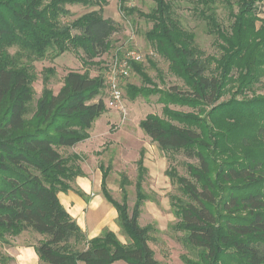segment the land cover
Returning a JSON list of instances; mask_svg holds the SVG:
<instances>
[{
    "label": "trees",
    "instance_id": "trees-1",
    "mask_svg": "<svg viewBox=\"0 0 264 264\" xmlns=\"http://www.w3.org/2000/svg\"><path fill=\"white\" fill-rule=\"evenodd\" d=\"M93 1L0 0V242L11 243L7 237L23 232L42 236L34 246L40 264H157L148 246L149 230L138 223L147 199L141 178L136 183L131 213L126 193L118 203L106 190L104 175L101 181L102 196L114 208L115 222L126 244L109 230L88 239L58 199L59 193L71 189L72 179L81 175L58 149L72 148L88 139L92 123L105 110L103 79L68 72L56 94L43 89L31 118H27L33 99L32 62L44 59L49 52L55 57L80 50L86 61L107 53L111 36L118 32L113 20L92 11L69 24L59 21L69 12L65 5L84 6ZM151 1L154 6L149 13L138 12L152 23L144 37L190 87L187 93L172 88L170 96L198 108L196 113L165 109L167 118L177 124L155 115H147L139 124L159 150L181 151L187 159L196 160V165L186 164L189 178L167 172L186 197L174 205L178 218L175 229L196 251V259L186 263L264 264V97L221 104L210 112L230 123L231 135L240 136L239 158L218 160L216 150L224 136H214L205 118L197 117L201 106L218 101L232 67H241L243 83L255 80L258 67L264 64V21L255 26L259 21L257 4L264 0L193 1L207 33L222 40V56L214 75L207 74L195 36L176 18L172 0ZM218 5L226 6L233 17L227 34L217 22ZM248 37L250 41L245 42ZM12 48L17 49L13 55L8 52ZM137 63L131 61L130 66L140 74ZM243 122L250 124L256 138H262L259 145H253L254 137L240 132ZM138 165L139 171L145 172L141 161ZM78 193L87 200L83 192ZM10 262L9 256L0 257V264Z\"/></svg>",
    "mask_w": 264,
    "mask_h": 264
},
{
    "label": "rangeland",
    "instance_id": "rangeland-1",
    "mask_svg": "<svg viewBox=\"0 0 264 264\" xmlns=\"http://www.w3.org/2000/svg\"><path fill=\"white\" fill-rule=\"evenodd\" d=\"M193 1L172 0V8L182 27L194 34V42L200 58L205 62L207 74L214 75L218 66L216 62L222 56L220 50L222 40L217 35L207 33L204 21L194 10ZM153 6L151 0H127L124 4H121L120 0H94L91 5H65L64 9L69 12L59 18L61 24H69L88 12L98 11L103 18L115 22L118 32L111 36L107 53L92 61L83 59L80 50H68L55 57L49 52L44 59L32 62L33 99L29 104L27 118H31L43 89L47 88L56 94L68 72L75 71L87 73L90 77H101L104 81L101 94L105 102L103 114L92 123L87 140L72 148L58 149L67 164L79 170L80 177H85L91 186L89 193L84 194L87 200H83L85 207L79 217L81 226L84 222L82 216L85 217L86 229L82 227L80 229L87 238L98 236L103 230H109L122 244H126L127 239L122 236L115 222L117 214L102 196L101 181L104 175L106 190L118 203H122L123 192L126 193V204L131 213L135 203L136 183L141 178L142 192L146 194L147 199L141 206L138 223L140 227H147L149 230L148 246L154 253V259L157 264H187L188 260L196 259V251L184 243V234L176 231L178 218L174 214V205L186 201V197L178 185L171 182L167 172L174 171L179 176L189 178L186 164L196 165V160L187 159L181 151L172 153L159 150L157 144L144 135L139 124L147 115H155L177 124L167 118L164 114L165 109L196 113L198 108L182 104L170 96L172 88L187 93L190 92V87L169 69V62L161 57L144 37L152 28V23L139 16L138 12L147 14ZM236 11L237 7L234 6L233 13ZM256 16L259 21L255 22V26L258 28L260 21H264V2L257 4ZM216 17L221 29L226 34L229 33L233 17L226 6H217ZM250 39L251 37H248L243 40L249 42ZM16 51V48H12L8 52L13 55ZM262 53L264 54V50ZM132 54L140 57L137 63L142 72L140 74L130 66ZM125 61L129 66L128 75L117 76L122 92V107L108 108L107 81L114 67ZM242 74L241 67H232L218 101L211 106H201L202 112L197 115L205 118L206 123L212 127L214 136H224L223 140H220L221 146L216 150L218 160L228 156L239 158L242 144L240 136L235 137L228 132L230 123L227 120L218 115H211L212 108L221 104L243 103L256 97H264V64L258 67L256 78L249 85L243 83ZM240 126L242 127L240 132L245 136L254 137V141L251 140L253 145H259L262 138L255 137V131L250 124L243 122ZM140 161L145 169L143 173L139 171ZM69 185L71 189L63 194L72 192L79 196L78 192H83L77 186L76 179L73 178ZM61 201L64 202L62 195ZM91 206L94 207L93 213L90 210ZM91 223L94 226L93 230H88L87 224L89 226ZM13 238L6 239L11 242ZM41 238L31 233L19 237L17 242L20 245L26 241L37 244L39 242L37 240L41 241ZM11 247V243L0 242V257L9 256L12 259L9 264H15V259L11 257L13 254Z\"/></svg>",
    "mask_w": 264,
    "mask_h": 264
},
{
    "label": "crops",
    "instance_id": "crops-1",
    "mask_svg": "<svg viewBox=\"0 0 264 264\" xmlns=\"http://www.w3.org/2000/svg\"><path fill=\"white\" fill-rule=\"evenodd\" d=\"M86 180V181H85ZM76 184L78 187H80V189L83 191L84 194H88L89 190L91 189V186H90V183L89 181L85 178V177H77L76 178ZM61 195L63 196L64 198V202L61 201ZM58 199L60 201V203L62 204V207L65 208V210L70 214V216L72 218L75 219V221L78 223V226L79 227H82L83 229H86V220H85V217L82 216V219L84 220L83 222V226H81L80 222H79V217H80V214L81 212H83V209L85 207V203L83 201L82 198H80L79 196L73 194L72 192H68L67 194H63V193H59L58 194ZM92 202V201H91ZM92 204V203H91ZM94 207L91 206L90 210L94 211L93 209ZM88 210V211H90ZM90 213V214H92ZM93 225L92 223L87 224V228L88 230H93ZM35 234L33 232H23L21 233L18 237H14L12 240H11V250H13V254H9L11 255L12 258L15 259V264H40L39 262V259L34 251V245L36 244L35 243H29V242H23L22 245H20L18 242H17V239L20 237H24V235H27V234ZM35 235H38V234H35ZM40 236V235H39ZM42 237V236H40ZM93 237H96V236H92V237H89L88 239H91ZM43 240V237L41 238ZM37 241H40V240H37Z\"/></svg>",
    "mask_w": 264,
    "mask_h": 264
},
{
    "label": "built area",
    "instance_id": "built-area-1",
    "mask_svg": "<svg viewBox=\"0 0 264 264\" xmlns=\"http://www.w3.org/2000/svg\"><path fill=\"white\" fill-rule=\"evenodd\" d=\"M132 61H140V57L136 54H132ZM128 62H122V64L118 67H114L113 73L109 76V80L107 81L109 98L106 102V106L108 108H121L122 101V92L120 86L118 84L117 76H127L128 75Z\"/></svg>",
    "mask_w": 264,
    "mask_h": 264
}]
</instances>
